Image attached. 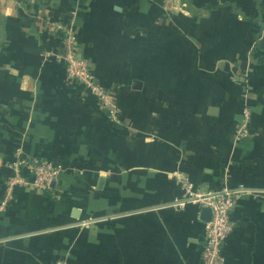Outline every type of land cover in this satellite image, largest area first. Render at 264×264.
Masks as SVG:
<instances>
[{"label":"crops","instance_id":"1","mask_svg":"<svg viewBox=\"0 0 264 264\" xmlns=\"http://www.w3.org/2000/svg\"><path fill=\"white\" fill-rule=\"evenodd\" d=\"M19 155L63 161L55 190L8 197ZM184 175L247 188L220 264H264V0H0V264H202Z\"/></svg>","mask_w":264,"mask_h":264},{"label":"built area","instance_id":"2","mask_svg":"<svg viewBox=\"0 0 264 264\" xmlns=\"http://www.w3.org/2000/svg\"><path fill=\"white\" fill-rule=\"evenodd\" d=\"M61 46L57 52L58 58L65 64L68 76L95 95H98L104 103H107V92L96 83V75L89 62L81 57L75 47L76 35L72 28L61 27ZM245 119L238 128V136L246 130L249 119V107L244 109ZM14 174L6 180L8 197H12L17 185L31 186L38 190L53 191L59 181L65 164L61 160L56 162L42 160L36 156H17L10 164ZM188 200H199L202 207L211 209V218L206 222V233L201 254L202 264H220L224 261L222 254L223 245L233 235L236 224L233 220V210L238 198L247 188L238 186L224 190L209 192L208 194H194L193 181L186 175L179 178Z\"/></svg>","mask_w":264,"mask_h":264},{"label":"water","instance_id":"3","mask_svg":"<svg viewBox=\"0 0 264 264\" xmlns=\"http://www.w3.org/2000/svg\"><path fill=\"white\" fill-rule=\"evenodd\" d=\"M202 218L205 220V221H209L210 218H211V209L208 208V207H204L203 210H202Z\"/></svg>","mask_w":264,"mask_h":264}]
</instances>
